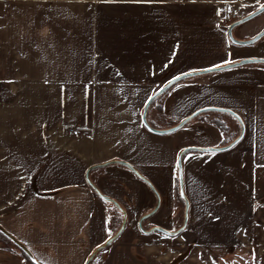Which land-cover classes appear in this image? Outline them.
<instances>
[{"label":"crops","instance_id":"crops-1","mask_svg":"<svg viewBox=\"0 0 264 264\" xmlns=\"http://www.w3.org/2000/svg\"><path fill=\"white\" fill-rule=\"evenodd\" d=\"M262 4L0 0V227L38 264H85L123 214L121 234L89 264H264V64L183 79L146 111L152 129L166 130L197 110L228 109L242 126L224 119L227 134L195 118L168 134L142 122L148 99L173 78L264 58V37L251 46H231L227 37L235 20L227 10L250 14ZM242 27L238 38L246 40L264 21ZM237 125L243 136L232 148L182 157L183 231L148 232L183 224L179 153L220 147ZM102 164L89 180L121 211L86 182V171ZM19 169L21 195L4 210ZM154 209L143 232L139 220ZM0 264L26 262L0 245Z\"/></svg>","mask_w":264,"mask_h":264},{"label":"water","instance_id":"water-1","mask_svg":"<svg viewBox=\"0 0 264 264\" xmlns=\"http://www.w3.org/2000/svg\"><path fill=\"white\" fill-rule=\"evenodd\" d=\"M264 5V4H263ZM261 7V6H260ZM260 7H258L256 10H254L253 12H251L250 14L232 22L231 24H229V26L227 27V37H228V40L236 45V46H251L255 43H257L260 39H262L264 37V29L261 30L260 32H258L256 35H254L253 37L249 38V39H246V40H238V39H235L233 36H232V30L235 28V27H238L250 20H252L254 17L258 16L259 14L263 13V12H259L258 10L260 9ZM251 14H254V15H251ZM247 64H264V58H247V59H243V60H240V61H237V62H234V63H229V64H225V65H222L220 67H212V68H208V69H205V70H201V71H197V72H189V73H186V74H182V75H179L175 78H173L172 80H170L167 84H165L163 87H161L159 90H157L149 99L148 101L146 102L144 108H143V111H142V122L144 124V126L150 130V131H153L155 133H158V134H168V133H172V132H175L177 130H179L180 128H182L187 122H189L192 118H194L196 115L200 114V113H204V112H220V113H227V114H230L231 116H233L238 122L239 124L242 126V123H241V120L240 118L238 117V115H236L234 112H232L231 110H228V109H223V108H204V109H200V110H197L195 111L194 113H192L191 115L187 116L185 119H183L181 122H179L177 125L173 126L172 128H169V129H166V130H154L152 129L147 121H146V111L149 107V105L151 104V102L153 101L154 98H156L157 96H159L160 94H162L168 87H170L172 84L176 83V82H179L183 79H186V78H189V77H194V76H197V75H202V74H209V73H214V72H218V71H223V70H227V69H231V68H234V67H238V66H243V65H247ZM178 78V79H177ZM243 136V129H241L240 131V134L237 138H235L231 143H229L227 146L225 147H220V148H185L183 149L179 155H178V159H177V180H178V186H179V194L181 197H185L184 196V191H183V175H182V155L185 154L186 152H189V151H195V152H219V151H225V150H228L230 148H232L234 145H236L240 139L242 138ZM119 164H122L124 166H126L127 168H129L134 174H136L137 176L140 177V175H138V173L131 167L129 166L128 164L124 163V162H118ZM105 164H102V165H97V166H93L91 168H89L87 171H86V175H85V179H86V182L88 183V185L90 186V188H92L96 193L97 195L99 196V198L103 201H106V202H111L113 203L115 206H116V203L113 202L112 200H110L109 198H107L106 196L102 195L98 189L90 182L89 180V177H88V174H89V171L91 169H95V168H99L101 166H104ZM156 209V208H155ZM155 209L150 212L149 214L147 215H144L140 220H139V228L143 231V232H146L142 226H141V223L143 220L147 219L151 214L154 213ZM187 212H188V204L185 200V208H184V221H183V224L182 226L174 231V232H171V231H166V230H163L161 228H158V227H153L151 229H149L148 232H160L162 234H165L167 236H176L178 235L180 232L183 231V229L185 228L186 226V223H187ZM124 224H125V220L123 219L122 221V224L119 228V230L116 232V234L111 237V240L110 242H105L103 245L99 246L98 248L95 249V251L92 253V255L86 260L85 264H88L90 262V260L93 258V256L95 255V253L103 248H105L106 246H108L115 238H117L121 232L123 231L124 229ZM1 228V227H0ZM2 232L8 236V238L15 244H17L21 249L25 250L26 249L19 244V241L16 240L13 236H11L10 234H8L3 228H1ZM109 241V239L107 240ZM29 256L31 257L32 254L29 253Z\"/></svg>","mask_w":264,"mask_h":264},{"label":"trees","instance_id":"trees-1","mask_svg":"<svg viewBox=\"0 0 264 264\" xmlns=\"http://www.w3.org/2000/svg\"><path fill=\"white\" fill-rule=\"evenodd\" d=\"M208 115H211L212 117L211 118H208L207 116ZM195 119H202V120H205V121H210L214 126H216L217 128H218V130L222 133V134H227V132H228V126H227V124L225 123V120L224 119H226V118H229V119H231V120H233V121H235L236 122V120L234 119V117L233 116H231L230 114H227V113H220V112H212V111H210V112H204V113H200V114H198V115H196L195 117H194ZM194 118H192L191 120H193ZM190 120V121H191ZM238 126V125H237ZM241 129V128H240ZM238 130H239V126H238ZM239 133H240V130L239 131H237V133L236 134H234V136L232 137V139L230 140L231 142L239 135ZM230 142V143H231ZM184 156V154L182 155V157ZM122 165V164H121ZM94 185V184H93ZM91 190H92V194H93V196L94 197H96V198H99V196L97 195V193L91 188ZM176 194H177V196H178V198H180V200H182V203H183V206H184V201H185V197L183 198V197H181L180 196V194H179V186H178V180H177V178H176ZM100 199V198H99ZM110 199V198H109ZM101 200V199H100ZM110 200H112V199H110ZM104 204H108V205H110V206H114L117 210H120L121 211V209H120V207L118 206V204L116 203V206L113 204V203H111V202H106V201H103V200H101ZM113 201V200H112ZM114 202V201H113ZM122 221H123V219L121 220V224H122ZM121 224H120V226H121ZM181 227V226H180ZM119 230V229H118ZM117 230V231H118ZM116 231V232H117ZM114 236V235H113ZM116 239V238H115ZM19 244L20 245H22L25 249H26V251L25 250H23V249H21L17 244H15V243H13L9 238H8V236H6L3 232H2V230H1V228H0V245L3 247V248H5L6 250H9V251H12V252H16V253H18L22 258H23V260L26 262V264H38L37 262H36V260L34 259V257L33 256H29V253H30V251L22 244V243H20L19 242ZM102 250V249H101ZM95 251V249L91 252V254L89 255V257L92 255V253ZM100 252V250L99 251H97L96 253H95V255L93 256V258L98 254ZM31 254V253H30ZM88 257V258H89ZM93 258L90 260V262L93 260ZM89 262V263H90ZM88 263V264H89Z\"/></svg>","mask_w":264,"mask_h":264},{"label":"rangeland","instance_id":"rangeland-1","mask_svg":"<svg viewBox=\"0 0 264 264\" xmlns=\"http://www.w3.org/2000/svg\"><path fill=\"white\" fill-rule=\"evenodd\" d=\"M263 5V4H262ZM228 11V17H230V18H232V19H235L234 21H236V20H238L239 18H242V17H244V16H246V15H248V14H245V13H247V12H239V10H237V9H234V10H230V12L232 13V16H229L230 14H229V10H227ZM233 21V22H234ZM258 21H264V12L263 13H261V14H259L258 16H256V17H254L252 20H250V21H248V22H246V23H244L243 24V27L242 26H239V27H235L233 30H232V36L235 38V39H241V38H238V32H239V28H248L250 31H253L254 30V28H253V26L255 25V24H257L258 23ZM232 22H229L228 23V26H229V24H231ZM230 42V41H229ZM230 45L231 46H236V45H234V44H232L231 42H230ZM240 134V133H239ZM239 136V135H238ZM237 136V137H238ZM236 137V138H237ZM231 139L229 138L227 141H225L223 144H221L222 146H220V147H225V146H227L231 141H230ZM220 147H217V148H220ZM18 175L17 174H15L14 173V184H13V186H14V188L15 189H13V191L12 192H10V193H8V194H6L5 195V193L3 194L4 196L2 197L3 199H2V203H3V208H4V210L6 209V208H8V206H4L5 204H7V205H12L14 202H15V200H16V198H17V196H18V198L20 197V195H21V187H22V185H24V176H23V174L21 173V171H20V169L18 170ZM18 190H19V193H18ZM110 206V205H109ZM123 219H124V214H123ZM120 224H121V221L119 222V227H120ZM119 229V228H118Z\"/></svg>","mask_w":264,"mask_h":264},{"label":"snow or ice","instance_id":"snow-or-ice-1","mask_svg":"<svg viewBox=\"0 0 264 264\" xmlns=\"http://www.w3.org/2000/svg\"><path fill=\"white\" fill-rule=\"evenodd\" d=\"M259 12H264V5H261L260 9L258 10ZM251 15H254V14H251ZM227 63V62H226ZM216 67H220L219 65H217ZM178 79V78H177ZM111 240V237H109V241H106L107 242H110Z\"/></svg>","mask_w":264,"mask_h":264}]
</instances>
